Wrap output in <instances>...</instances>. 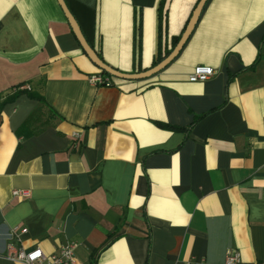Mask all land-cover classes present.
Masks as SVG:
<instances>
[{
    "label": "crops",
    "instance_id": "1",
    "mask_svg": "<svg viewBox=\"0 0 264 264\" xmlns=\"http://www.w3.org/2000/svg\"><path fill=\"white\" fill-rule=\"evenodd\" d=\"M64 2L97 56L136 74L199 0ZM196 66L215 75L189 82ZM99 72L57 0H0V264H22L8 244L67 242L82 264H264V0H208L150 78L92 86Z\"/></svg>",
    "mask_w": 264,
    "mask_h": 264
},
{
    "label": "built area",
    "instance_id": "2",
    "mask_svg": "<svg viewBox=\"0 0 264 264\" xmlns=\"http://www.w3.org/2000/svg\"><path fill=\"white\" fill-rule=\"evenodd\" d=\"M215 75V70L210 66H196L188 75L189 82H205ZM112 76L103 72L92 74L88 77V82L96 87H110L112 86ZM23 89V87H19ZM14 195L26 196V191L14 190ZM15 236L25 232V229L14 227L12 229ZM17 233V234H16ZM78 244L76 242H67L59 246L51 253H45L40 247L36 246L30 250H25L21 246L8 244L6 246L3 256L13 262H21L22 264H82L75 257L74 251ZM241 257L239 252L230 251L225 257L224 264H239Z\"/></svg>",
    "mask_w": 264,
    "mask_h": 264
},
{
    "label": "water",
    "instance_id": "3",
    "mask_svg": "<svg viewBox=\"0 0 264 264\" xmlns=\"http://www.w3.org/2000/svg\"><path fill=\"white\" fill-rule=\"evenodd\" d=\"M64 15L65 18L67 19L69 26L74 34V36L76 37L80 47L82 48V50L84 51V53L87 55V57L89 58V60L95 64V66H97L101 72L110 75L112 77L118 78V79H124V80H142V79H147L150 78L154 75H156L157 73H159L160 71H162L165 67H167L179 54V52L181 51L182 47L184 46V44L186 43V41L188 40L189 36L191 35L198 19L199 16L206 4V2L208 0H199V2L197 3L195 9L193 10L187 25L185 26L183 33L181 34L178 42L176 43V45L172 48V50L169 52V54L162 60L160 61L158 64H156L155 66H153L152 68L144 71V72H140V73H136V74H127V73H123L120 72L114 68H112L111 66L105 64L96 54V52L91 48V46L87 43V41L85 40L83 34L81 33V30L76 22V20L74 19L73 15L70 13V11L68 10L64 0H57Z\"/></svg>",
    "mask_w": 264,
    "mask_h": 264
},
{
    "label": "trees",
    "instance_id": "4",
    "mask_svg": "<svg viewBox=\"0 0 264 264\" xmlns=\"http://www.w3.org/2000/svg\"><path fill=\"white\" fill-rule=\"evenodd\" d=\"M180 36H181V35H180ZM180 36L177 37V38L174 40L173 47H174V46L176 45V43L178 42ZM169 52H170V51H169ZM169 52H167V53L165 54V56H162V57L158 58L157 61L154 63V66H155L156 64H158L160 61H162V60H163V59L169 54ZM198 119H199V117L196 118L195 121L198 120ZM164 126H165V125H164ZM165 127H169V126H165ZM176 129L181 130V128H176Z\"/></svg>",
    "mask_w": 264,
    "mask_h": 264
}]
</instances>
